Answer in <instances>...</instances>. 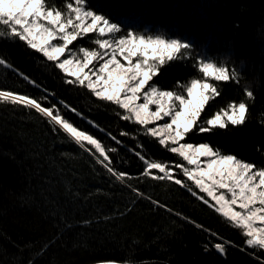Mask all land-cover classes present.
Segmentation results:
<instances>
[{
	"label": "trees",
	"instance_id": "1",
	"mask_svg": "<svg viewBox=\"0 0 264 264\" xmlns=\"http://www.w3.org/2000/svg\"><path fill=\"white\" fill-rule=\"evenodd\" d=\"M97 2L106 14L111 9L118 15L114 22L126 29L187 37L194 43V55L227 60L238 70L243 62L241 83H250L256 96L247 122L213 133L193 132L184 142L209 143L264 168V124L259 122L264 118V0H89L92 6ZM49 3L60 6L63 0ZM84 40H78L79 45ZM0 55L55 93L49 97L52 103L64 101L77 108L87 119L65 112L67 118L117 148L110 153L113 166L132 177L125 183L117 180L65 134L52 131L34 110L0 104V264L124 263L129 258L134 264H257L253 251L264 258V251L246 248L240 229L186 189L141 176L143 163L132 151H139V144L153 158L176 164L182 159L138 132V125L121 120L116 105L98 100L84 87L66 84L65 78L71 77L22 42L0 40ZM193 63L170 62L151 83L176 90L178 81L198 75ZM219 87L222 94L206 106L205 119L243 98L234 83ZM0 88L42 95L40 88L11 72L0 73ZM122 131L131 135L121 136ZM178 178L186 179L182 173ZM177 212L217 236L210 238ZM220 238L235 245L228 247L226 260L202 247L209 239L216 243Z\"/></svg>",
	"mask_w": 264,
	"mask_h": 264
},
{
	"label": "snow or ice",
	"instance_id": "2",
	"mask_svg": "<svg viewBox=\"0 0 264 264\" xmlns=\"http://www.w3.org/2000/svg\"><path fill=\"white\" fill-rule=\"evenodd\" d=\"M119 19L111 9L106 14L99 2L92 6L89 0H63L60 6L50 4L49 0H0V40L22 42L42 54L46 62H52L65 77H71L65 78L66 84L84 87L98 100L116 105L121 110L116 113L121 120L138 125V132L182 159L176 164L153 158L144 150V145L139 144L140 150L132 151L143 163L142 177L180 185L222 215L230 225L240 229L246 248L264 251V168H258L235 154H225L209 143L183 142L193 132L213 133L247 122L256 96L250 83H241L244 79L243 62L238 70L227 60L217 62L206 53L194 55V43L187 37L153 33L148 29L142 32L126 29L121 23L114 22ZM90 34L95 47H70ZM186 60L194 61L196 77L187 82L178 81L176 90H162L151 83L165 65ZM7 72L40 88L42 95L33 97L22 91L0 88V104L34 110L47 120L52 131L65 134L117 180L125 183L132 178L113 166L110 153L116 152L117 148L106 146L67 118L65 112L87 119L77 108L64 101L52 103L49 97L54 98L55 93L41 88L0 55V73ZM227 82L237 85L243 98L232 100L203 118L209 102L222 94L219 85ZM261 116L264 117V113ZM160 121L164 122L158 123ZM259 122L264 124V118ZM89 124L104 131L93 121ZM105 134L117 144L122 143L110 132ZM120 135L131 134L122 131ZM180 173L186 179L178 178ZM175 214L195 225V221L182 213ZM195 226L208 232L210 238L217 236L202 225ZM220 240L213 243L209 239L202 247L205 252L215 250L226 260L228 247L235 245ZM251 255L257 264H264V258L255 256V251ZM104 264L116 262L106 261ZM124 264H134V260L129 258Z\"/></svg>",
	"mask_w": 264,
	"mask_h": 264
},
{
	"label": "rangeland",
	"instance_id": "3",
	"mask_svg": "<svg viewBox=\"0 0 264 264\" xmlns=\"http://www.w3.org/2000/svg\"><path fill=\"white\" fill-rule=\"evenodd\" d=\"M81 44L79 45V42L77 41V42H74V45L73 46H70V47H78V46H85V47H89V48H92V47H95V45H93L92 43H91V34H90V36L89 37H85V40L84 41H82V42H80ZM119 58V57H118ZM123 62V61H122ZM162 90H164V89H162ZM141 103L143 102V100H141L140 101ZM155 110V107L153 106V111ZM167 119V118H166ZM164 121H160V122H158V123H163ZM149 126H152V125H149ZM184 142V141H183ZM191 144H194V143H191ZM202 194V193H201ZM203 195V194H202ZM207 198V197H206ZM208 199H210V198H208Z\"/></svg>",
	"mask_w": 264,
	"mask_h": 264
},
{
	"label": "water",
	"instance_id": "4",
	"mask_svg": "<svg viewBox=\"0 0 264 264\" xmlns=\"http://www.w3.org/2000/svg\"><path fill=\"white\" fill-rule=\"evenodd\" d=\"M104 262H106V261H102V262H98V263H94V264H104ZM116 264H124V263H122V262H116Z\"/></svg>",
	"mask_w": 264,
	"mask_h": 264
}]
</instances>
